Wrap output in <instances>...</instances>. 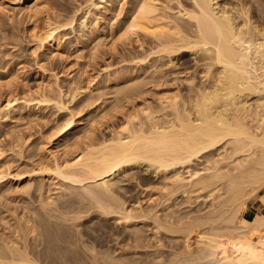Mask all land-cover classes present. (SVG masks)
Returning <instances> with one entry per match:
<instances>
[{"label": "bare ground", "instance_id": "1", "mask_svg": "<svg viewBox=\"0 0 264 264\" xmlns=\"http://www.w3.org/2000/svg\"><path fill=\"white\" fill-rule=\"evenodd\" d=\"M158 1L124 0L127 4L126 13L122 22L119 23L122 35L127 40L133 36L142 37L149 43L150 52L142 60L151 54H158L160 57H168L172 68L177 65L174 62L176 58H184L192 52L191 56L195 65L202 73V80L194 83L193 75H187L186 80L190 85L189 93L183 97L178 94L168 96L164 101V108L168 112L163 115L147 106L145 111L143 110V119L135 118V121L134 118H128L122 133L99 142L91 141L83 151L70 159L60 160V154L51 152L52 160L42 161L38 172L44 180L52 178L62 180L65 186H59L56 195L62 194L68 188H81L84 191L79 193L81 196L78 195V201L72 199L66 202V200L59 206V214L53 216L55 215L53 212L51 215L56 225L62 222L76 223L80 217L84 216L82 213H87L90 207L84 209L81 205H76L84 210H75L73 204H76V201L83 202V198L86 201L89 197L94 199L92 202H95L96 206H99L97 208L102 209L106 216L117 214L116 216H121L127 224L133 221L130 225L132 227L129 228L132 230V235L128 237L139 242L143 236L140 235V228L137 227L136 222L146 221L153 210L150 208V212L139 204L131 206L120 199V196L116 194L119 180L117 174L148 162L158 171L160 170L164 178L165 176L169 178L170 182L167 185L170 186L171 193L183 188V196L190 205L189 199L191 200L193 196L191 194L195 193L194 195L197 194L201 198L198 194L200 191H207L204 194L212 201H209L208 203L211 204L207 203L208 206L203 209L206 211L210 206L206 213L205 211L203 214L197 213L196 216L195 214L192 216L189 211H187L188 214L185 213L186 211H184L185 214L181 213L183 209L181 207L179 212L176 202L173 203V207L171 203L165 210L163 209V216L161 212L158 213L159 210L156 209L158 206H154L158 211L155 210L149 219L152 218V223L157 224H153L154 227L158 226L155 229H159L157 230L159 232L164 231L165 228L168 230L166 232L173 234L172 238L176 235L180 236L184 253L178 252L181 249L174 253L171 251L172 256L169 255L166 259L163 257V250H161L163 255L159 250L158 256H155L157 253L155 249L156 253L153 252L155 255L150 257L152 261L148 257L150 263L146 261L147 258L142 260L148 264H264V210L255 212L249 206L251 198L260 196L264 207V27L259 26L257 21L251 18L250 6L248 7L247 4L230 8L220 5L218 0H191L192 6L184 7L177 12L189 20L192 29L190 31L178 23L174 15L167 12L166 9H169L167 5L160 6ZM16 3L21 11H25L29 16L36 15L43 7L41 0H16ZM262 9L261 12H264V8ZM70 20L72 21L71 18ZM43 24V27L40 26L41 28L35 32L36 40L40 48L44 51L50 50L54 54L61 45V39L55 35L59 26L54 24L51 17H48ZM102 30L97 25L92 31V37L101 40ZM100 40L98 43H101ZM169 70L172 69L167 70L161 65H154L149 76L143 80H139V76L133 72L124 75L116 74L114 79L126 78L129 91H135L150 83L156 86L163 85ZM5 73L10 77L15 72H8L6 69ZM11 104V98L1 102L0 114L7 109L4 117L14 116L17 109L14 108L16 109L14 110ZM4 117L0 116V123ZM72 121L73 119L63 123L64 125L59 123L57 126L62 129ZM213 153L217 154V157ZM202 157L205 158V163L208 162L207 166L210 165L207 168L206 164L203 165L205 171L194 168L188 170L193 162ZM186 167L188 175L185 177L181 169ZM5 176L7 175L2 174L1 171L0 196L5 195L6 192ZM26 182H30V179L28 178ZM50 191L45 182L39 188L40 195L43 197L41 203L43 210L56 203V198L49 194ZM175 194L171 195L175 196ZM183 200L179 203L180 206L185 205L181 203L187 202ZM167 203L169 204L170 201ZM87 206L90 205L87 204ZM175 206L178 209H175ZM199 210L197 209L198 212L203 211ZM33 215L31 219L33 222L27 225V232H33L37 226H40L42 232L39 235H45L44 252L49 255L56 252V260L63 264L64 258L67 257L66 250L64 248L55 250L52 247L54 239L62 241L67 237L58 233L61 230L60 224L56 228L60 229L57 233L61 236L55 237L56 228L54 235L52 231L54 224H51L45 215L39 213ZM48 217H51L50 214ZM180 238H177L179 242L175 239L176 245L181 244ZM159 241L158 238L157 242ZM139 243L136 244V249L137 246H142V243L141 245ZM160 243L158 245H164ZM170 243L166 245L170 246ZM192 243L200 244V249L198 246L199 250L196 248L198 252L195 253V249L191 247L194 252L191 249L192 251L188 253V250L186 253V247L189 249ZM175 244L171 243V246ZM159 247L158 249H161ZM168 247H166L167 250ZM31 250H28L26 242L23 245L17 242L8 244L0 249V264L9 262L39 264L31 255ZM159 255L161 259L163 257L166 260H161ZM127 258V264L135 263L134 258ZM129 259L133 261L129 262ZM142 260L141 263H145Z\"/></svg>", "mask_w": 264, "mask_h": 264}, {"label": "rangeland", "instance_id": "2", "mask_svg": "<svg viewBox=\"0 0 264 264\" xmlns=\"http://www.w3.org/2000/svg\"><path fill=\"white\" fill-rule=\"evenodd\" d=\"M41 1L43 6L41 11L34 16H29L25 11H21L16 0H0V103L11 98V107L20 111L19 113L14 109L16 113L13 114L14 116L11 115V118L4 117L7 109L1 111L3 115L0 114L4 117L0 123V172L2 171V174L7 175L4 177L6 192L5 195L0 196V249L13 242H17L19 245L26 242L28 250L33 249L31 255L39 264H60L56 260V252H53L52 255L44 252L45 235L40 236V232H42L40 226H37L38 228L36 227L33 232H27V225L33 222L31 220L33 214L39 213L45 215L51 224H54L53 235L61 229V232L58 233L67 236H65L66 238L62 237V241L55 239L52 241V247L55 250L63 248L66 250L67 257L64 258L63 264H127V257L134 258L132 261L135 263L139 259L138 264H148L144 260L147 258L146 261L148 262L149 258L155 255L153 253H156L155 249H157L155 256H158L160 250V253L164 251V255H168L164 256L161 253L165 258H169V255L172 256L171 251L174 253V251L177 252L181 249L178 252L184 253L180 236L176 235L177 238H180L181 244H178L181 247L176 245L177 241L175 242V239L178 242L179 239L172 238L173 234L166 232L168 230L165 228L164 231L161 230L159 231L160 234H157L159 229L156 230L155 228L158 226L154 227L157 224L152 223V218L149 219L150 215L158 209V213L161 212L160 214L163 216V209L165 210L174 202L179 206V209L176 208L177 206L175 209L179 211L183 208L181 209L183 214L187 211L192 216L193 214L196 216L197 213L203 214L205 206H208V202L212 201L204 194L207 191L198 192L201 198L192 193L191 200H194V203L189 199L190 205L186 197L183 196V188L180 189L181 192L176 190V194L171 193L170 186L167 185L170 182L169 178L166 176L164 178V174L148 162H143L136 168L117 174L119 180L116 194L120 196V199L128 205L137 206L139 204L144 209H149L148 211L150 208L153 210L149 216L147 214L149 218L146 217L148 218H145L146 221L136 222L137 227L141 229H139L141 233L138 232L143 236L140 237V243L137 242L138 240L136 243L131 237H128V235H132V230L129 228L132 227L130 225L133 221L130 224L128 222V225L124 221L125 219L116 216L117 214H112V216L107 214L106 216V213L103 214L102 209L97 208L99 206L92 202L94 199L89 197V200L86 199L85 201L83 198V202H77L79 200L78 195L84 193L81 188H68L67 191L64 190V193L62 192L57 196V188L64 184H62V180L53 178L44 180L39 174L38 168L42 161L52 160L51 152L55 151L60 154V160H67L83 151L91 141L99 142L122 133L128 118H134L135 121V118H142L143 110L145 111L147 106L160 115L167 113V109L164 108V101L168 96L178 94L183 97L189 93L190 85L189 81L186 80L187 75H193L194 83L202 80V73L197 69L199 67L195 65L193 56H191L193 55L192 52H189L184 58H176L174 60L177 64L175 68L170 66L168 57H160L158 54H151L142 60L150 52L149 43L142 37L136 36L127 40L120 30L119 23L122 22L127 7L124 0ZM218 1L220 5H226L230 8L247 4L248 7L250 6L251 18L256 20L257 22H255L259 26L264 27V12H261L264 8L262 6L264 0ZM179 2L178 0L158 1L160 6L167 5L169 7L166 9L167 12L174 15L178 23L192 31L189 20L182 16L183 14H177L179 9L192 6V2L191 0H179ZM47 16L51 17L54 24L59 26L55 35L61 39V45L54 54L50 50L44 51L40 48L35 37L36 30L43 27V22L46 21ZM97 25L103 29L101 40L92 37V31ZM99 40L101 43H98ZM154 65H161L167 70L172 69L167 71L168 75L163 85L156 86L150 83L146 87L129 91L126 78L114 79L116 74L124 75L133 72L139 76V80H143L149 76ZM6 69L8 72L14 71V75L8 77L5 73ZM128 92H133V94H128ZM72 119L73 121L62 129L57 126L59 123L63 124ZM135 121L133 122L135 123ZM214 155L217 157V154ZM207 163L202 157L195 163L193 162L188 170L207 168L210 166H207ZM188 170L187 167L181 169L185 177L188 175ZM28 178L30 182H26ZM44 182L49 191L51 190L49 194L56 198V203L49 205V208L46 207V210H43V205H41L43 197L39 192V188ZM170 193L175 194V196ZM208 196L210 195L208 194ZM166 198L168 202L170 201L169 204L165 201ZM72 199H78L76 204H73L75 210L90 207L89 211L83 212L82 215L84 216L80 217L76 223H57L61 227L57 229L53 216L59 214L58 209L62 203ZM182 199L187 202L181 204L185 203L187 206H180L179 203L182 202ZM261 200L260 196L251 198L249 200L250 209L255 212L263 211L264 207ZM174 204L171 206L173 207ZM76 205H81L83 208ZM189 208L190 210H187ZM197 209L203 211L198 212ZM209 209L207 208L204 213ZM184 211L186 212L184 213ZM194 211L197 212L194 213ZM119 217L121 218L119 219ZM133 228L135 227L133 226ZM58 233L55 237L59 235ZM158 238L159 242L164 243V245L160 243L162 247L158 245ZM169 241L172 244L176 243V247L172 245L176 248L175 250ZM168 242L171 248L166 245L169 244ZM138 243L139 245L142 243V246H139L140 249L138 246L137 249L135 248ZM130 245H133V248ZM199 245L192 243L189 245V249L186 247V253L188 250V253L192 251V248L195 249L196 253L201 247ZM165 246H169V252ZM199 253L201 252L199 251ZM161 255H159L160 259ZM165 258L163 260L167 259ZM141 260L145 263H141ZM205 261L207 262L206 259ZM165 263L167 262L165 261Z\"/></svg>", "mask_w": 264, "mask_h": 264}]
</instances>
